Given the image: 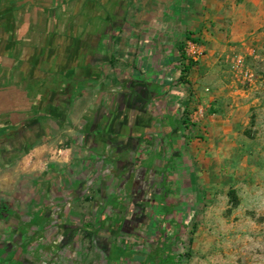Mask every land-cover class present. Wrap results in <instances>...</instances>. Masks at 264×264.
Wrapping results in <instances>:
<instances>
[{
    "label": "crops",
    "instance_id": "obj_1",
    "mask_svg": "<svg viewBox=\"0 0 264 264\" xmlns=\"http://www.w3.org/2000/svg\"><path fill=\"white\" fill-rule=\"evenodd\" d=\"M263 24L264 0H0V171L50 178L94 162L116 209L151 195L162 210L199 159L185 41ZM22 223L0 218V264H33L16 245Z\"/></svg>",
    "mask_w": 264,
    "mask_h": 264
},
{
    "label": "rangeland",
    "instance_id": "obj_2",
    "mask_svg": "<svg viewBox=\"0 0 264 264\" xmlns=\"http://www.w3.org/2000/svg\"><path fill=\"white\" fill-rule=\"evenodd\" d=\"M194 39L203 52L183 113L199 143L192 187L170 190L160 211L151 195L121 211L94 162L50 178L1 170L0 218L27 222L16 245L33 264H161L167 254L175 264H264V24L220 43ZM205 58L208 73L196 67Z\"/></svg>",
    "mask_w": 264,
    "mask_h": 264
},
{
    "label": "built area",
    "instance_id": "obj_3",
    "mask_svg": "<svg viewBox=\"0 0 264 264\" xmlns=\"http://www.w3.org/2000/svg\"><path fill=\"white\" fill-rule=\"evenodd\" d=\"M187 61L196 62L200 59L203 52L201 46L195 39H189L184 46Z\"/></svg>",
    "mask_w": 264,
    "mask_h": 264
},
{
    "label": "trees",
    "instance_id": "obj_4",
    "mask_svg": "<svg viewBox=\"0 0 264 264\" xmlns=\"http://www.w3.org/2000/svg\"><path fill=\"white\" fill-rule=\"evenodd\" d=\"M182 51V58L185 60L187 59L185 51H184V47L181 50ZM183 67H182V74L185 76L190 69L192 68L193 62L189 61V62H183ZM177 261V258L173 255H169L167 254L163 259H161V264H166V263H172L175 264V262Z\"/></svg>",
    "mask_w": 264,
    "mask_h": 264
}]
</instances>
